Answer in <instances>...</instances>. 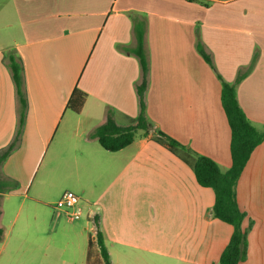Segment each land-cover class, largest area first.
<instances>
[{"label":"crops","instance_id":"1","mask_svg":"<svg viewBox=\"0 0 264 264\" xmlns=\"http://www.w3.org/2000/svg\"><path fill=\"white\" fill-rule=\"evenodd\" d=\"M199 1L0 0V151L18 127L9 51L23 60L28 98L21 142L2 166L19 188L0 199L1 264L32 250L31 228L40 233L32 259L49 264H103L97 230L112 264H219L233 227L215 218L214 191L198 184L193 164L202 155L224 173L232 165L217 74L236 86L240 107L264 133V0ZM136 17L147 20L149 130H138L131 145L112 153L94 133L110 114L121 127L139 116ZM240 73L246 77L236 84ZM75 88L87 94L79 114L68 109ZM159 132L185 149L171 147ZM63 163L71 173L66 180L85 202L84 225L60 213L48 223L51 212L37 197ZM236 198L249 229L247 257L239 264H264V142L241 174ZM7 210L12 231L23 218L10 240Z\"/></svg>","mask_w":264,"mask_h":264},{"label":"trees","instance_id":"2","mask_svg":"<svg viewBox=\"0 0 264 264\" xmlns=\"http://www.w3.org/2000/svg\"><path fill=\"white\" fill-rule=\"evenodd\" d=\"M190 2H200L199 0H188ZM136 46L132 52L138 58L143 71V81L137 87L139 100V116L136 123L127 127L116 124L112 115L108 116L105 124L98 127L94 133V138L100 146L108 152H118L131 145L138 130L147 132L149 124L147 120V104L145 94L149 85L150 63L145 50V33L147 27L146 18H133ZM199 54L204 61L215 71V65L210 56L204 52L200 44H197ZM7 66L11 72L12 80L16 90L18 100V127L14 141L5 149L0 151V199L19 188V184L2 175V166L10 155L18 148L26 125L28 112V98L25 82L24 64L22 58L16 51L12 50L5 54ZM253 65V64H252ZM221 81V103L226 114L231 130V158L232 165L227 172H222L220 167L212 159L196 155L193 170L198 184L204 188H210L215 194L213 207L216 219L233 227V234L229 244L222 252L219 264H239L247 257V234L249 229L243 227L246 214L240 209L236 198V186L253 152L264 142V133L259 132L245 115L237 99L236 86L225 82L217 74ZM246 77V73H240L236 79V84ZM87 94L79 88H75L69 102L68 109L79 114L83 110ZM171 147H181L177 141L159 132ZM185 149V148H183ZM99 227V220H94ZM4 232L0 229V241ZM96 243L99 248L103 264H112L110 254L105 244L103 233L97 230Z\"/></svg>","mask_w":264,"mask_h":264},{"label":"rangeland","instance_id":"3","mask_svg":"<svg viewBox=\"0 0 264 264\" xmlns=\"http://www.w3.org/2000/svg\"><path fill=\"white\" fill-rule=\"evenodd\" d=\"M45 161L46 160H44L43 165L45 164ZM42 168L44 169V166L39 169V174H38L37 179L35 180L33 190L39 187L38 180H39V177L41 176V172L43 170ZM69 175H71L70 168L67 167V164L65 163L61 164L60 167H58L57 170H55L53 174V177L51 179L52 185L44 189V192L41 196L37 195V197H40V199H42L43 201L44 206L41 205V208H43L44 210L48 209L51 212V215L48 216V223L52 222V218L56 219V215H58L59 213L63 215L62 218H64L65 216L63 211H58L55 209L57 202L60 200L59 195L63 194L64 192H68V191L73 192V193L76 192L75 189L73 188L72 182H68L66 180V177H68ZM33 190L31 191L32 196L34 195L32 193ZM75 194L78 195L77 193ZM79 198L81 199L80 205L82 207L86 206L84 200L80 196ZM4 218H5L4 225L6 227L5 238H7V240H10V238L12 239V237L17 233V231H19V228L21 227V224L23 222L22 220L23 218L20 219L16 223L15 229L13 231L11 230V226H10V222L13 219L12 215H10V210H7V213ZM77 222L84 225L86 222L85 215L82 217V219H80V221H77ZM87 234L92 235V237L94 235L90 228H89V233ZM39 236H40L39 230H37L36 228L29 229L28 237L30 238L29 240L30 244H32L30 245L32 247V250H30L29 252L14 255L15 258H13V263L11 264H49V262H47L46 260H42L40 257L32 259V256L36 257L34 253L36 250L35 248L40 245Z\"/></svg>","mask_w":264,"mask_h":264},{"label":"built area","instance_id":"4","mask_svg":"<svg viewBox=\"0 0 264 264\" xmlns=\"http://www.w3.org/2000/svg\"><path fill=\"white\" fill-rule=\"evenodd\" d=\"M81 199L73 192H65L57 202L55 209L63 211L66 218L70 221H79L84 216L85 212L80 205Z\"/></svg>","mask_w":264,"mask_h":264}]
</instances>
